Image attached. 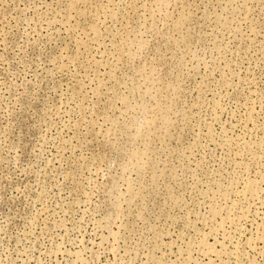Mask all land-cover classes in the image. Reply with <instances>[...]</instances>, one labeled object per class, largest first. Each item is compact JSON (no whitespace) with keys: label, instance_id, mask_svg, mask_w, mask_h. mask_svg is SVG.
Listing matches in <instances>:
<instances>
[{"label":"rangeland","instance_id":"374dc122","mask_svg":"<svg viewBox=\"0 0 264 264\" xmlns=\"http://www.w3.org/2000/svg\"><path fill=\"white\" fill-rule=\"evenodd\" d=\"M0 264H264V0H0Z\"/></svg>","mask_w":264,"mask_h":264}]
</instances>
